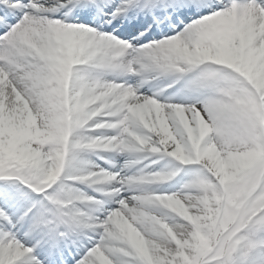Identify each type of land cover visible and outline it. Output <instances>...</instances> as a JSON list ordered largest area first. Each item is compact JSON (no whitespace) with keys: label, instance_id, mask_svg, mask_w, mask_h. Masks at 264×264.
I'll return each instance as SVG.
<instances>
[{"label":"snow or ice","instance_id":"6c2138e0","mask_svg":"<svg viewBox=\"0 0 264 264\" xmlns=\"http://www.w3.org/2000/svg\"><path fill=\"white\" fill-rule=\"evenodd\" d=\"M0 264H264V0H0Z\"/></svg>","mask_w":264,"mask_h":264}]
</instances>
